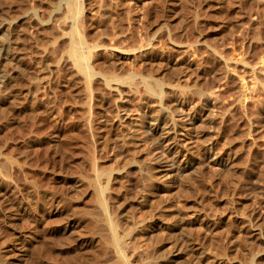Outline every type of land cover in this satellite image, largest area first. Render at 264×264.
Listing matches in <instances>:
<instances>
[{"label":"rangeland","instance_id":"rangeland-1","mask_svg":"<svg viewBox=\"0 0 264 264\" xmlns=\"http://www.w3.org/2000/svg\"><path fill=\"white\" fill-rule=\"evenodd\" d=\"M0 20V264H264V0Z\"/></svg>","mask_w":264,"mask_h":264},{"label":"bare ground","instance_id":"bare-ground-1","mask_svg":"<svg viewBox=\"0 0 264 264\" xmlns=\"http://www.w3.org/2000/svg\"><path fill=\"white\" fill-rule=\"evenodd\" d=\"M2 25H3V24H2V22H1V20H0V28L2 27ZM80 45H81V44H80ZM82 62H83V61H82ZM84 63H85V62H84ZM86 72H87V71H86Z\"/></svg>","mask_w":264,"mask_h":264}]
</instances>
